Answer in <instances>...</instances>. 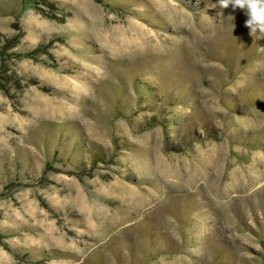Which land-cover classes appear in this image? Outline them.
I'll list each match as a JSON object with an SVG mask.
<instances>
[{
  "label": "rangeland",
  "instance_id": "374dc122",
  "mask_svg": "<svg viewBox=\"0 0 264 264\" xmlns=\"http://www.w3.org/2000/svg\"><path fill=\"white\" fill-rule=\"evenodd\" d=\"M246 20L218 0H0V264H264Z\"/></svg>",
  "mask_w": 264,
  "mask_h": 264
},
{
  "label": "clouds",
  "instance_id": "9594fccd",
  "mask_svg": "<svg viewBox=\"0 0 264 264\" xmlns=\"http://www.w3.org/2000/svg\"><path fill=\"white\" fill-rule=\"evenodd\" d=\"M218 3L223 8L230 4L233 9H243L247 16L245 24L251 34L264 38V0H218Z\"/></svg>",
  "mask_w": 264,
  "mask_h": 264
}]
</instances>
